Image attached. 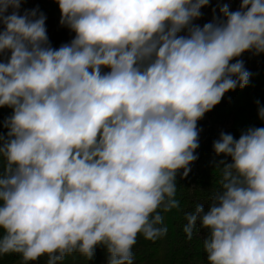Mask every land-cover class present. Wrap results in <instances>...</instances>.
<instances>
[{"label": "clouds", "instance_id": "9594fccd", "mask_svg": "<svg viewBox=\"0 0 264 264\" xmlns=\"http://www.w3.org/2000/svg\"><path fill=\"white\" fill-rule=\"evenodd\" d=\"M72 38L54 47L47 17L0 0V256L60 264L97 248L134 264L138 236L167 233L181 179L198 160V122L264 55V0H53ZM264 123V106L255 101ZM218 187L185 212L206 264H264V126L221 131Z\"/></svg>", "mask_w": 264, "mask_h": 264}, {"label": "trees", "instance_id": "16d2710c", "mask_svg": "<svg viewBox=\"0 0 264 264\" xmlns=\"http://www.w3.org/2000/svg\"><path fill=\"white\" fill-rule=\"evenodd\" d=\"M235 10L239 0H226ZM60 18L49 19L46 22L48 36L54 47L67 43L72 34L60 27ZM245 67L251 73L249 84L244 89L227 93L221 102L198 122L202 129L200 147L197 149L198 160L191 167L189 174L181 179L177 176L176 199L180 202L179 209H173L164 216L167 233L155 241L145 240L138 236L133 248L134 264H206L202 250L204 233L199 229L194 231L191 239L183 232L186 223L184 213L193 211L197 203L207 205L213 191L218 187L219 173L213 171L212 162L219 159L212 150L213 141L221 131L231 133L236 138L242 130L250 126H264L258 119L255 101L264 106V55L252 56L244 54L241 57ZM10 115V109H0V120ZM0 264H21L18 255L0 256ZM35 264H47V257H41ZM60 264H107L106 253L97 248L95 256L88 260L79 255L67 256Z\"/></svg>", "mask_w": 264, "mask_h": 264}, {"label": "rangeland", "instance_id": "374dc122", "mask_svg": "<svg viewBox=\"0 0 264 264\" xmlns=\"http://www.w3.org/2000/svg\"><path fill=\"white\" fill-rule=\"evenodd\" d=\"M38 7L47 17L46 22L49 19L60 18V11L58 5L53 0H26L23 4V8L31 9Z\"/></svg>", "mask_w": 264, "mask_h": 264}, {"label": "built area", "instance_id": "2783aa9c", "mask_svg": "<svg viewBox=\"0 0 264 264\" xmlns=\"http://www.w3.org/2000/svg\"><path fill=\"white\" fill-rule=\"evenodd\" d=\"M221 3H227L226 0H220ZM217 6V0H211V3L209 7L202 9L203 16L199 21H196V23H199L203 25L204 23L211 20L212 17V8H215Z\"/></svg>", "mask_w": 264, "mask_h": 264}]
</instances>
